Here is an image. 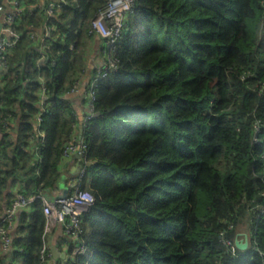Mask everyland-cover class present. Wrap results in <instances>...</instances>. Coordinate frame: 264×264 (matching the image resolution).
<instances>
[{"label":"trees","instance_id":"obj_1","mask_svg":"<svg viewBox=\"0 0 264 264\" xmlns=\"http://www.w3.org/2000/svg\"><path fill=\"white\" fill-rule=\"evenodd\" d=\"M18 1L0 83V212L12 187H57L78 158L95 196L82 217L92 254L71 243L67 259L43 262L36 199L0 264H264V0H135L117 69L94 89L83 158L64 153L79 131L68 95L107 0H64L51 16L48 2ZM46 22L43 51L30 31L45 35ZM241 231L245 251L225 242Z\"/></svg>","mask_w":264,"mask_h":264},{"label":"built area","instance_id":"obj_2","mask_svg":"<svg viewBox=\"0 0 264 264\" xmlns=\"http://www.w3.org/2000/svg\"><path fill=\"white\" fill-rule=\"evenodd\" d=\"M9 8L0 1V71L6 68V57L16 46L20 39V34L15 29V24L25 11V7L18 0H9ZM64 0H48L46 12L53 15L55 11L62 6ZM135 0H107L106 4L97 12L92 21L93 31L99 35L105 42L103 58L91 74L89 82L86 84L85 95L87 107L81 115L77 113L78 123L76 126L80 129L85 126L88 120L96 117L98 114L94 109L95 92L94 89L98 82L107 77L108 74L117 69V48L118 43L128 30V19L134 14ZM53 28L48 22L44 24V34L30 31V36L35 41H41L40 47L43 51H47L46 36L50 35ZM46 56H43L45 58ZM84 77L76 81L70 93L80 90ZM44 94L40 103L44 105ZM77 112V111H76ZM42 121L41 115L38 116V122ZM42 135V141L44 133ZM4 131L0 128V138L4 136ZM87 143L83 136L76 131L73 138L66 145L64 153L66 155H80L82 158L86 154ZM38 149V148H37ZM85 169L80 168L78 173L74 175V182L69 185L70 189L66 196L58 194L56 196H48V193L36 192L25 195L23 192L16 193L12 203L8 206L0 216V242L5 252L11 250L13 246L14 229L16 215L21 210H28L32 207L36 199L43 201V212L45 215V231L44 242L41 249V259L43 262H49L53 258L52 247L47 241V236L58 226L63 227L64 239L62 246L67 251L74 243L72 255H91L92 251L83 241V214L90 209L95 203L94 194L80 185L78 176H83ZM264 208V207H263ZM232 248L236 247L235 242L225 241ZM237 248V247H236ZM58 249V248H57ZM59 250V249H58ZM60 251V250H59ZM65 251V252H66ZM64 252V251H60Z\"/></svg>","mask_w":264,"mask_h":264},{"label":"crops","instance_id":"obj_3","mask_svg":"<svg viewBox=\"0 0 264 264\" xmlns=\"http://www.w3.org/2000/svg\"><path fill=\"white\" fill-rule=\"evenodd\" d=\"M0 1L8 8H9V6H11L9 0H0ZM45 2H48V0H44V1L42 0L40 3L44 4ZM104 49H105L104 40L99 35L96 34L94 36V38H92V41L90 43V47L88 50V55L86 56L87 72H86V75L84 76L83 84L80 87L79 91L69 93V95H68L69 98L71 99L73 105H74V108L76 109L77 113L79 114V116L81 115V113L84 110H86V107H87V100H86V95H85L86 84H87V82H89L91 74L94 73L95 69L100 64V62L103 58ZM2 71H4V69ZM2 71H0V83H1V78L3 75V74H1ZM79 134H81L80 129H79ZM73 155L75 156V154H73ZM76 159H78V158H76ZM76 159H75V161H72V163H71V166H70L71 167L70 168L71 173L68 174V176H66L65 185L69 186V185H72L74 182L73 172L76 171L78 166H79V161ZM60 183H61V181H60ZM60 183L57 187L49 188L45 191L46 193H48V196H56V195L62 193ZM11 189L13 190V194L14 193L16 194L17 190L19 188H18V186H15V187H12ZM3 207H6L5 204H3ZM6 208H4V211L0 212V216L3 215ZM247 236H248V233L246 231H241L237 237L239 239H245ZM63 239H64V233H63V227L62 226H58L52 232H50L49 235L47 236V241L51 247L53 245H56L60 251L65 252L66 250H65L64 246L61 245L63 242ZM1 253H6V252L3 250L1 242H0V254ZM54 260H57V259H54Z\"/></svg>","mask_w":264,"mask_h":264},{"label":"water","instance_id":"obj_4","mask_svg":"<svg viewBox=\"0 0 264 264\" xmlns=\"http://www.w3.org/2000/svg\"><path fill=\"white\" fill-rule=\"evenodd\" d=\"M80 131L83 132V128L81 127L80 128ZM78 157H81L80 155H78ZM77 174V171L74 172V175ZM65 180H66V176H63L62 177V181L60 183V187L62 189V195L61 196H66L70 187L68 185H65ZM235 244H236V247L242 251H245L249 248V238L248 236L245 238V239H239V238H236L235 240ZM52 253H53V258L54 259H58V258H63V259H67L68 256L66 254V252H60L58 249H57V246L56 245H53L52 246Z\"/></svg>","mask_w":264,"mask_h":264},{"label":"rangeland","instance_id":"obj_5","mask_svg":"<svg viewBox=\"0 0 264 264\" xmlns=\"http://www.w3.org/2000/svg\"><path fill=\"white\" fill-rule=\"evenodd\" d=\"M249 238V237H248Z\"/></svg>","mask_w":264,"mask_h":264}]
</instances>
